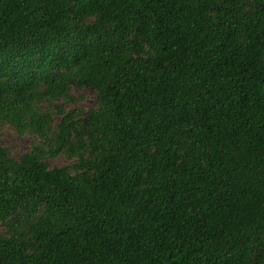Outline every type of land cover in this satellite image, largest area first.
I'll return each instance as SVG.
<instances>
[{"label":"trees","instance_id":"16d2710c","mask_svg":"<svg viewBox=\"0 0 264 264\" xmlns=\"http://www.w3.org/2000/svg\"><path fill=\"white\" fill-rule=\"evenodd\" d=\"M1 124L0 264H264V0H0Z\"/></svg>","mask_w":264,"mask_h":264},{"label":"rangeland","instance_id":"374dc122","mask_svg":"<svg viewBox=\"0 0 264 264\" xmlns=\"http://www.w3.org/2000/svg\"><path fill=\"white\" fill-rule=\"evenodd\" d=\"M72 94L76 97V100L65 104V109L70 111L75 108H89L95 105V94L90 87H72ZM58 117H56L57 119ZM38 142V137L35 135L24 134L18 136L14 129L8 124L0 125V145L4 147L7 153L12 158H18L21 154L30 147L31 144ZM51 166H61L68 163V160L59 155L54 158L48 159ZM4 230L0 224V231Z\"/></svg>","mask_w":264,"mask_h":264}]
</instances>
